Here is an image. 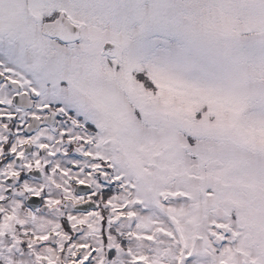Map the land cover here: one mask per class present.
Wrapping results in <instances>:
<instances>
[{
  "label": "snow or ice",
  "instance_id": "obj_1",
  "mask_svg": "<svg viewBox=\"0 0 264 264\" xmlns=\"http://www.w3.org/2000/svg\"><path fill=\"white\" fill-rule=\"evenodd\" d=\"M0 264H264V0H0Z\"/></svg>",
  "mask_w": 264,
  "mask_h": 264
}]
</instances>
